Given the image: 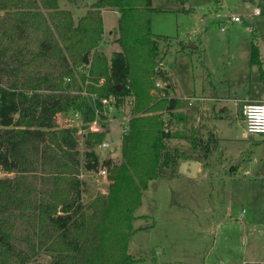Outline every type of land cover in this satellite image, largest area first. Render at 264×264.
Instances as JSON below:
<instances>
[{"label":"trees","instance_id":"16d2710c","mask_svg":"<svg viewBox=\"0 0 264 264\" xmlns=\"http://www.w3.org/2000/svg\"><path fill=\"white\" fill-rule=\"evenodd\" d=\"M103 9L119 13L120 49L110 56L99 49ZM153 11L152 0H96L75 20L59 0H0V13L13 19L11 31L0 30V172L7 173L0 176V264H37L43 258L44 264L138 260L129 242L138 229L134 221L144 191L165 170L177 171L180 159L191 157L168 145L180 102L167 97L169 76L158 67L160 41L168 36L152 31ZM29 29L44 33L31 59L54 62L51 71L25 69L17 41ZM251 62L263 63L254 34ZM158 77L167 82L159 91L166 96L152 92ZM133 95L135 116L122 137L119 163L101 160L96 151L109 133L105 122L102 131L83 135L78 124H64L68 114L75 120L79 113L81 128L88 129L102 110V98L115 96L125 104ZM192 148L210 150L197 137ZM101 166L109 171V192L86 201L80 173Z\"/></svg>","mask_w":264,"mask_h":264},{"label":"rangeland","instance_id":"374dc122","mask_svg":"<svg viewBox=\"0 0 264 264\" xmlns=\"http://www.w3.org/2000/svg\"><path fill=\"white\" fill-rule=\"evenodd\" d=\"M95 1L59 0V3L61 9L70 10L77 20ZM152 3L155 8L151 14L152 31L168 36L167 41H160L159 56L172 76L173 90L168 91L167 97L189 96L190 102L195 103L194 95L199 96L208 83L214 84L219 94L230 98L233 110L230 117L217 118L211 127L236 139L229 151L241 161L234 170L232 166L219 169L207 179L190 180L178 175V169L170 168L150 181L136 211L138 218L134 226L138 229L129 242L130 253L138 259L133 264H264V135L243 137L244 123L237 115L240 108L237 103L242 108L245 97L264 101V0H152ZM257 7L262 14L253 17ZM231 15H240L242 23H233L229 19ZM104 18V40L99 49L110 56L119 46L118 21L109 11ZM202 18L206 19L204 23ZM12 23L13 19L0 13V30L11 31ZM253 34L260 49L261 66L251 62ZM43 36L42 31L29 29L17 41L27 71L53 69L54 62L31 59L39 50ZM153 91H160L156 83ZM159 95L163 96V92ZM130 100L125 103L124 114L98 118L93 124L97 128L94 130L102 131L105 122L109 129L105 140L110 142V147L96 146L101 160L113 158L118 163L123 160L121 117L129 114ZM158 113L166 121L170 118L166 113ZM183 114L181 109H176L171 120L174 137L168 142L169 147L191 155L187 160H207L200 152H193L196 149L192 148V139L198 135L191 128L183 129ZM64 122L65 126L77 124L71 114L64 117ZM82 129L87 133L91 127ZM80 149L84 153V138ZM182 161L185 160L179 162ZM80 174L86 182L83 194L86 201L109 192V184L98 185L92 173L83 169ZM6 175L0 172V176ZM243 210L246 212L242 213ZM37 264H44V258Z\"/></svg>","mask_w":264,"mask_h":264},{"label":"crops","instance_id":"0c3cea01","mask_svg":"<svg viewBox=\"0 0 264 264\" xmlns=\"http://www.w3.org/2000/svg\"><path fill=\"white\" fill-rule=\"evenodd\" d=\"M107 11L114 13L118 21L119 13L117 11L103 9L102 13H103L104 25H105L104 15L105 12ZM119 49L120 46H118V48H115L113 51ZM168 76H169L168 83L171 86L170 87V92H171V90H173L171 85L172 84L171 73L168 74ZM214 88L215 85L212 83L210 84L208 83L207 87L205 85L200 91L199 96H197L196 94L194 95L193 99L195 100V103L190 102L191 100H189L190 99L189 96L188 97L178 96L177 94L171 95V96H175L177 99H179V102H181L179 103L181 105L179 106L178 109H181L184 113L183 115H185L181 118L182 122L184 123L183 129L189 131L191 128L194 132L197 133L198 135L197 137H199L202 144L204 145L208 144L210 146V150L208 151V153H204L202 149H196L193 151L196 153L200 152L203 155V158L207 159L204 161L197 160L200 162V166L195 176H188L185 174L178 173V175H183L184 177H187L190 180L207 179L212 174L216 175L217 170L225 169L230 166H232V170H234L238 166L237 164H239L241 161L239 160V157L237 158L232 156V154L230 153L231 151H229V149L232 148V145L236 143V139L232 136L225 135L224 132H221V130H218L217 128L213 129L211 127L213 124H215L216 122L215 120L217 118H224L225 116L230 117L233 110L229 105L230 98L219 94ZM245 98L250 100H258V101L262 100V99H255L252 97H245ZM237 105L238 107H240L237 110V115L238 117H241V120L244 123V127H245V130L243 131V137L252 136L251 134H248L246 131V125L244 122L242 108L241 106H239V102L237 103ZM189 120H191V123L189 122ZM221 141H224L225 143H227V145L226 146L223 145ZM182 162H180V164ZM142 216L146 217V215H142Z\"/></svg>","mask_w":264,"mask_h":264},{"label":"built area","instance_id":"2783aa9c","mask_svg":"<svg viewBox=\"0 0 264 264\" xmlns=\"http://www.w3.org/2000/svg\"><path fill=\"white\" fill-rule=\"evenodd\" d=\"M262 14V11L259 7H257L253 12V17ZM217 18V17H216ZM233 23H242L243 19L240 15H231L229 18ZM201 21L204 23L206 21L205 18H202ZM253 26L249 27L251 30ZM226 30V27H222V31ZM159 68L161 70H166L165 65L163 62L159 64ZM156 86L161 90L164 89L167 86V82L164 81L162 77H158L156 80ZM163 96H166V93L163 92ZM94 97V96H93ZM130 100V110L129 114L121 117L123 119V123L121 125L123 126V134L127 133L129 131L130 127V120L132 118V109L134 107V100L135 96L129 97ZM102 104V110L99 111V108L97 109V118L93 123L91 124V130L92 131H99L94 130L97 128L93 127V124H96L98 122V118H101V115H104L106 118H109L110 116H113L114 118L119 114H124L127 111V107L125 104H118L117 99L115 96H109L104 97L100 100ZM242 113L244 117V122L246 125V131L248 134H262L264 135V101H258V100H250L246 99L243 100L242 104ZM120 119V120H121ZM75 120L78 125L82 123V119L79 113L75 114ZM85 131H83L82 128L79 129L78 134L83 135ZM110 147V142L108 140H104L100 144V148L102 149H108ZM90 173L93 174L94 177H96V182L98 185L102 186L105 184H109V171L106 167L101 166L96 171H90ZM105 191H103L104 193ZM242 213H245V210H243ZM243 216V214H241ZM241 216V218H242Z\"/></svg>","mask_w":264,"mask_h":264},{"label":"water","instance_id":"95a60500","mask_svg":"<svg viewBox=\"0 0 264 264\" xmlns=\"http://www.w3.org/2000/svg\"><path fill=\"white\" fill-rule=\"evenodd\" d=\"M199 166L200 162L197 160H185L180 164L178 173L188 176H195L197 174Z\"/></svg>","mask_w":264,"mask_h":264}]
</instances>
